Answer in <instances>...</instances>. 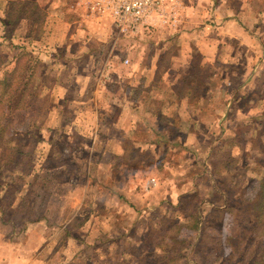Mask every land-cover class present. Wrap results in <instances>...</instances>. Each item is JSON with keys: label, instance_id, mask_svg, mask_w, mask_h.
Returning a JSON list of instances; mask_svg holds the SVG:
<instances>
[{"label": "rangeland", "instance_id": "374dc122", "mask_svg": "<svg viewBox=\"0 0 264 264\" xmlns=\"http://www.w3.org/2000/svg\"><path fill=\"white\" fill-rule=\"evenodd\" d=\"M11 1L22 2L20 19ZM30 1L41 13L38 22L28 15ZM91 1L0 0V76L6 73L11 82L9 89L0 86V115L7 119L0 141L4 216L8 203L22 200L23 183H33L26 203L39 193L36 200L46 202L45 238L59 232L41 264H69L80 249L72 242L54 249L63 230L86 241L101 239L99 264H259L262 257L264 264V53L252 43L232 54L234 47L224 42L216 61L206 60L188 38L179 41L156 23L120 35L110 17L89 8ZM218 1L236 10L243 5L250 31L264 40V0ZM153 52L164 58L157 61ZM178 70L186 78L169 74ZM18 82V101L8 102ZM184 101L189 109L179 108ZM56 102L65 122L74 123L70 129L60 125ZM121 112L144 116L153 129L165 130V139L139 125L130 139L157 141L130 143L125 156L105 155L115 146L108 122ZM182 116L195 121L192 146L182 142ZM19 145L20 161L10 160L8 146ZM129 165L150 168L141 178H149L144 185L151 187L139 181L133 195L147 201L144 217L138 216L142 204L128 206L120 185L131 176ZM190 212L201 213L193 234ZM22 215L28 216L11 218ZM117 233L122 239L128 233L131 244H122ZM116 234L117 245L106 240Z\"/></svg>", "mask_w": 264, "mask_h": 264}, {"label": "crops", "instance_id": "0c3cea01", "mask_svg": "<svg viewBox=\"0 0 264 264\" xmlns=\"http://www.w3.org/2000/svg\"><path fill=\"white\" fill-rule=\"evenodd\" d=\"M216 0H175L176 6L174 7V10L176 12V20L174 22L166 21L165 23H156L157 27H164V29L168 32H173V35L175 37L179 38V41H184L185 38H188L189 42L194 44L196 46V49L198 52L203 55V58L206 60H212L213 56H216L215 53L218 50L219 47L225 44H231L234 47L233 53L237 54L236 50H243L245 48H248L251 46L252 43H255V46L260 47V51L264 53V40L260 41V36H256L255 33H252L250 31L249 27L250 25L246 24V19H249L247 16L244 15L246 12V9H244V6L241 5L239 9H234L232 6H226L222 2L218 1V3L215 2ZM248 11V9H247ZM220 12H223L222 15H220ZM207 15H209V21H203ZM246 19H245V18ZM200 20V22H197V20ZM259 21V18L258 20ZM192 38V39H190ZM162 43V41H161ZM164 43V40H163ZM247 49V50H248ZM249 51V50H248ZM155 53V56L158 60H162L163 53L159 52H153ZM158 54V56H157ZM244 54V53H243ZM248 57H250L248 55ZM217 58V57H216ZM214 57L213 61L215 62L216 59ZM156 61V59H155ZM166 73H168L166 71ZM171 76H174L175 78L178 76V78H186V76L183 73H180V71H173L169 72ZM221 75V74H220ZM220 75L218 77H220ZM207 77H214L209 75H206ZM249 76V75H248ZM247 76V77H248ZM247 83V82H246ZM134 93L130 92V95ZM186 98V96H184ZM127 103V102H126ZM126 103L120 102L118 105H121V108L126 106ZM96 105H101V102L99 100H96ZM95 105V106H96ZM136 106V104H134ZM141 104H138L137 106H140ZM189 104L187 102H182L179 105V108L189 109ZM136 106V107H137ZM53 109L57 110L60 108L59 105H57V102L52 106ZM181 111V114L184 113V111ZM119 112V111H118ZM144 112H147V114L152 117L154 116L153 111L151 108L144 109ZM108 113V112H107ZM183 115V114H182ZM102 120V117L99 118L98 123ZM160 120V118H158ZM157 120V122H158ZM195 121H193L194 123ZM110 125L113 126L111 131H113L114 135V150L112 151H106L105 155L111 154V152L114 154L115 157L117 156H125L126 150L124 149L126 145L132 143L134 146L136 144H147L152 145L153 142L157 141L154 139L150 140L153 142H147V141H136L134 139H130L127 135L133 133L132 129L134 127L143 126L147 131L153 132L156 130L157 137L159 139H165L166 134L165 130L161 129H153V125L147 124V121L144 116L139 115L138 117H132L131 114L126 115L125 112H121L119 115L115 116L114 114L111 116V119L109 120ZM180 123L183 125V129L186 131L185 137H182V142H185L184 144L190 143V146L193 145L194 134L192 133V120L187 117H181ZM73 127L74 123L71 121L64 122V128ZM195 126V125H194ZM109 131V132H111ZM65 134H68L67 131H62ZM105 134V133H104ZM107 137L108 140H112L110 137H113L111 134L104 135ZM106 139V140H107ZM105 140V139H104ZM107 140V141H108ZM109 142V141H108ZM149 143V144H148ZM188 145H185L184 147L186 149H189L190 147ZM191 149V148H190ZM189 149V150H190ZM128 158H133V155H127ZM160 161V160H158ZM103 166H105L103 162ZM129 169L128 175H131L129 178L125 180H121L122 184V191L127 195V198H129L127 201L128 206L129 205H135L142 204V208L140 210L141 214L138 215L139 217H144V213L147 210V206L145 205L146 200H142L136 195V197H133L135 193L138 191L137 189L139 181L142 183L141 186L143 188H150L151 186H145L144 184L149 180V178L145 179L141 178L143 174H145L146 170L150 168H141L138 167V165H129L127 168ZM153 171V170H151ZM151 174V173H149ZM153 178V177H152ZM138 180V181H137ZM159 181V180H158ZM160 184L159 182H156V185ZM163 185V184H162ZM152 191V189H151ZM147 192V191H145ZM150 192V191H148ZM143 193V192H141ZM122 194V193H121ZM123 195V194H122ZM127 199H124V201ZM19 199H13L10 203H8V207L15 208L18 205ZM223 201V202H222ZM222 201H217L215 204H223L224 199ZM140 202V203H139ZM212 205V204H211ZM47 206V204H46ZM49 206V205H48ZM35 207V202H34ZM45 211L43 214H38L36 217L35 214L31 215L29 218H24L23 215L21 218L13 219L11 217H8L7 215L4 216L2 208L0 207V264H41L42 260V253L44 249H46L47 244L52 240V237L55 235H58L57 231H54V234L52 236V231L49 232L48 239L45 238V234L43 233L41 223L45 219ZM47 215V214H46ZM47 217L51 218V215H47ZM203 217V216H202ZM201 217V222H202ZM52 219V218H51ZM72 217L69 221H71ZM197 231H192L193 233H196ZM119 235V233H117ZM117 234L113 237L116 241H119V238L122 237L123 234L119 235V238ZM126 237L125 239L121 238L122 244L127 243V245L131 244L126 242L128 240L127 237H129L131 241V236L128 235V233H125ZM128 235V236H127ZM117 236V237H116ZM54 237V238H55ZM53 238V240H54ZM114 240V241H115ZM110 241V240H109ZM129 241V242H130ZM118 242L115 243L117 245ZM70 245V242H69ZM123 246V245H122ZM125 247H122V250L120 249V252L118 253V256H121L125 253ZM116 259V256L114 257Z\"/></svg>", "mask_w": 264, "mask_h": 264}, {"label": "trees", "instance_id": "16d2710c", "mask_svg": "<svg viewBox=\"0 0 264 264\" xmlns=\"http://www.w3.org/2000/svg\"><path fill=\"white\" fill-rule=\"evenodd\" d=\"M28 4L30 5L29 11H28V15L31 17L32 21L38 22L39 16L41 15V13H40L36 3L34 1L33 2L30 1V3H28ZM9 6L12 8L13 12L15 13V15H14L15 19L16 18L20 19L21 15H22V13H21V11H22V2L21 1H18V2L11 1V2H9ZM16 62H17V58H15V63ZM15 70H16V68H15ZM6 76H7L6 73H5V76L4 75L0 76V86H2V88L4 90H5V88L9 89V87L11 85V82H9L10 81L9 76L8 77H6ZM19 90L20 89H19V82H18V87L14 90L13 94L9 95L8 102L11 100V102L14 101L15 103H17ZM1 97H3L2 91L0 92V98ZM13 97H14V99H12ZM57 110L61 113V115L63 117L62 118L63 120L60 123V125H61L62 123L65 122V119H66L65 114H66V112L63 111V109L59 110V108ZM99 118H100V115H98V119ZM69 122H71V121H69ZM6 123H7V119L5 117H3V115L1 114L0 115V141H1L2 136H3L2 132L4 130V127H5ZM71 127L67 126L68 129H70ZM8 149L13 152L12 155H11L12 157H10V160L15 161L17 159V156H19L18 161H20L21 155L23 154V151L21 150L22 149L21 145H19L18 147L8 146ZM30 149H31V147H30ZM13 166L14 167L16 166V162L13 163ZM57 166L59 167V165H57ZM32 184L33 183H30V182L23 183V186L24 185L27 186L26 187L27 190H26V192H24L21 195L22 196L21 197L22 200L19 201L18 205L15 208L9 207V209H8L9 210V214L7 215L8 217H11V216L15 215L16 213H20L21 212L23 214L26 213L28 215L26 217V219H27L33 214H35L36 217H37L38 214L41 215V214L44 213L45 203L46 202L43 203V199H41V198L36 200L37 195L40 197L39 193L36 194V196H35L36 198L34 199L33 202L26 203L27 198H28V194L30 192V189H29L30 187H28V186H31ZM0 185H1L2 189L5 186H7L6 183H2V181L0 182ZM222 192H224V191H222ZM190 193L194 194V191H189V194ZM34 202H35V207H34ZM213 205L214 204L212 203L210 209H212ZM1 208L3 209V207H1ZM253 210L254 211H258V202L253 204ZM191 213L192 212H190L189 214H191ZM194 214L196 216H193V214H191L189 216L187 215V220L189 222H193V225L191 226V228H189L190 231H197L198 228H199L197 225L200 222L199 216L201 215V213L197 212V213H194ZM70 232L71 231L63 230L62 233L59 234L60 237H59V239L57 238L58 239V243L56 244L54 249H57V248H60V247H65V246H69V242L70 243L72 242V243H75L78 246V248L80 247V249L77 250L74 253L73 256H71V260H70L69 264H99V261L101 260V257H102L101 252H100V249H101L100 245L102 244V242L100 241L101 239H98V237L95 236V239H92L90 241H86L84 236H79V237L76 238V236L72 235V233H70ZM106 240H110L114 244L117 242L115 239H112V238H109V239H106ZM64 242H66L67 245ZM260 260L261 261H258L259 264L262 263L263 257L260 258ZM59 264H68V262H63V263H59Z\"/></svg>", "mask_w": 264, "mask_h": 264}, {"label": "built area", "instance_id": "2783aa9c", "mask_svg": "<svg viewBox=\"0 0 264 264\" xmlns=\"http://www.w3.org/2000/svg\"><path fill=\"white\" fill-rule=\"evenodd\" d=\"M175 6V0H92L89 8L110 17L118 34L132 35L147 24L174 22ZM122 62L127 63V59Z\"/></svg>", "mask_w": 264, "mask_h": 264}]
</instances>
